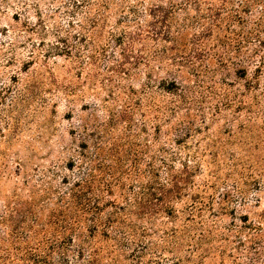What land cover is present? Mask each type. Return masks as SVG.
<instances>
[{"label":"rangeland","instance_id":"rangeland-1","mask_svg":"<svg viewBox=\"0 0 264 264\" xmlns=\"http://www.w3.org/2000/svg\"><path fill=\"white\" fill-rule=\"evenodd\" d=\"M150 8L170 15L156 37ZM86 15L104 17L92 51ZM124 108L134 144L165 148L176 171L194 166L193 189L174 203L176 221H137L134 238L109 229L94 264H264V0H0V219L30 198L42 218L76 178L79 145ZM5 232L0 223V264L88 260L74 242L45 258Z\"/></svg>","mask_w":264,"mask_h":264},{"label":"trees","instance_id":"trees-1","mask_svg":"<svg viewBox=\"0 0 264 264\" xmlns=\"http://www.w3.org/2000/svg\"><path fill=\"white\" fill-rule=\"evenodd\" d=\"M92 5H99V11L106 8L103 2ZM207 10L211 12L212 9ZM149 11L152 20L147 25L152 28L151 37H156L159 32L153 27H169L170 15L157 8H150ZM84 19L90 28L84 24L79 26L82 30L85 28L84 39L87 40L85 42L88 43V48L91 51L100 48L98 42L101 34L98 32L102 30L100 28L104 17L86 15ZM141 31L138 28V32L130 35V42L134 41L135 36L141 39ZM132 118L133 110L130 108L121 109L117 114L109 112L108 120L102 127L105 134L97 137L90 146L87 143L79 145L78 157L67 168H76V178L71 182L64 178V190L58 194L56 202L42 218L33 211L36 200L30 198L29 201L20 203L14 211L9 210L8 215L0 219L6 229L4 241L20 245L24 243L27 249L30 248L45 258L55 253L65 254L68 245L74 242L78 246V256L83 255L84 250L88 251V260L82 264H94L98 259V244L101 240H106L109 229H124V234L134 238L140 234L135 229L137 221L145 220L144 222L151 224L160 215L166 216L170 221L178 220L179 211L173 205L185 196L183 192L186 188L193 187L191 178L194 166H189L186 161L179 162L181 169L176 171L173 158L165 148L152 150L149 141L134 144L131 140L134 138ZM117 123L123 125V130L115 134ZM158 165L162 166L160 170ZM142 166L145 168L141 170ZM159 173L165 178L156 182ZM145 177L147 179L143 183ZM124 178L134 179L139 184L131 188L130 192L122 187ZM154 182L157 187H153ZM189 207L184 223L199 216L201 210L194 202ZM31 215L37 217L34 224L26 222V218ZM184 227L189 226L184 224L179 231L172 230L171 236L178 239V235L185 231ZM200 237H205V232L199 235V239ZM199 249L197 246L192 250L194 255L200 253Z\"/></svg>","mask_w":264,"mask_h":264}]
</instances>
